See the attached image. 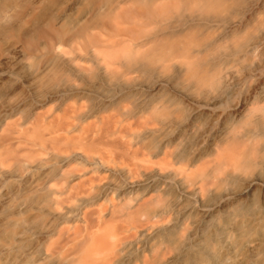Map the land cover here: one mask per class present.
I'll return each instance as SVG.
<instances>
[{"label":"bare ground","instance_id":"bare-ground-1","mask_svg":"<svg viewBox=\"0 0 264 264\" xmlns=\"http://www.w3.org/2000/svg\"><path fill=\"white\" fill-rule=\"evenodd\" d=\"M236 1L0 0V264H264V75L222 111L239 59L212 57L250 31L246 55L257 50L264 0L262 17L230 20L197 50L190 40L222 27ZM138 88L147 92L128 106L134 122L111 128ZM101 112L100 130L128 139L124 153L84 126ZM213 116L204 149L184 163ZM106 155L128 163L122 183L90 176ZM81 163L92 169L75 177L69 167ZM87 188L95 199L128 198L114 206L127 225H64L93 202ZM142 217L155 224L139 225Z\"/></svg>","mask_w":264,"mask_h":264},{"label":"rangeland","instance_id":"rangeland-1","mask_svg":"<svg viewBox=\"0 0 264 264\" xmlns=\"http://www.w3.org/2000/svg\"><path fill=\"white\" fill-rule=\"evenodd\" d=\"M262 1L263 0H237L236 3L234 5H232L227 12L222 13L221 15H219L222 27H218V28H214V29L206 28V29H203V30H201L199 32H196V33H194L192 35V37L190 39L191 43L193 45L192 48L197 50V49H200V48L205 47L207 45H210L214 41V39L219 34H221L223 32L224 29H227V27H226L227 26V22H229L230 20L237 19V20H240V21L241 20L242 21H244V20L246 21L254 13L255 14L257 13V15L259 17H262L261 14L258 13V12H261V9H260L259 5L261 6ZM247 7L248 8L250 7V9L252 11L249 12L248 10H246ZM228 14H230V15L227 16ZM255 32L256 33L254 34V36L256 37V36H259V34H260V38L261 39H260V43L258 45L257 50L254 51V53L252 55H250V56L246 55V51H245L247 43L251 39V38H249L251 36V31L249 32V34L244 36V38L239 40L237 43L228 44V45H224L223 44L221 47L217 48V52L212 54L213 58H216V57L218 58V57H220L223 54L224 55H233L234 54L233 56L234 57H238V59H239L238 61L235 62L236 63L235 67L238 70V73L240 74V75L238 74L240 76V81H239V83L237 85L232 86L233 87L232 91H231V95L232 96L231 97L229 96V99L227 100L226 104L223 105V107L221 109L222 111H227L229 109L230 105L241 101L242 98L245 97V95H247V93L256 84V82L259 81L261 76L264 75V58H263L264 57V37H262V34H261L262 32H264V26L262 25ZM245 40H247V41H245ZM236 44H238V45H236ZM234 47H236V49ZM240 49H242V50H240ZM233 50H235L236 52L238 51V52L236 53L234 51L235 52L234 53ZM242 64L244 66H242ZM112 71L114 73H121L122 72L121 69H115V68H113ZM171 72H172V69H171L170 73ZM144 78H145V80L142 78L143 80L141 79V82L143 81V82L147 83L148 85L152 84L155 81L154 77H151V76L150 77L146 76ZM146 92H147V90L144 89V88H138V89L132 90L129 93L130 94V98H129L130 100H127L126 102H123L122 105H121L122 110H123V116L122 117H118V119L121 122L120 123H116L115 122V124H111L110 127L113 128V129H122V128L123 129H128V127H127L128 123L130 121L131 122H134V121L128 119L127 113H128V111L130 109H132L133 104L135 105L136 99L139 98L141 95H144ZM166 92H171V90L166 88ZM229 100L231 101L232 104L230 103ZM128 101H129V103H128ZM130 104L132 106L131 108L128 107V106H130ZM106 115H108V113L101 112V113L97 114L96 117H92L91 119H89L87 121V123H84V126H87L89 123L93 124V127H94L93 129H94L95 132L91 136L94 135V138L97 141L101 140V141L108 142V143H111V144L114 143L115 144L114 147H116L115 150L117 152L124 153L126 151V146L125 145H126V142L128 141V139L125 137V135L116 134V133L115 134H113V133L107 134V133L104 132L105 130L104 131L100 130L101 129L100 125H99L100 119H102V117H105ZM124 116L126 117V120H125ZM214 118H215L214 116L213 117H209L207 119L205 125H204L205 128L202 127L201 130H199L195 134V136L197 134L200 135V136L197 135L196 137L194 136V137L190 138V145H189V149L186 151L187 152L186 159H185L186 161L184 160V163L188 164L190 162V160L196 154H198L200 151H202L204 149L206 136H207V134L209 132L208 129L213 128L214 124H215V120H213ZM66 121L67 122H71V119H67ZM96 124H98L99 126H97ZM117 124H118L119 127L117 126ZM262 128L264 130V125L262 126ZM111 131H114V130H111ZM23 134H26V135H29V136L33 135L32 127L28 131H22L21 132V136H24ZM74 135H76V133ZM54 136L58 137L59 135H54ZM21 146L23 147L24 145H21ZM99 148L100 147H97V149H95V151L107 152L106 150H102V149H99ZM106 157L107 158H106V161H105L104 168H102L100 166H97L98 170L94 169V171L97 170L99 176L96 175L97 172H94L95 174L91 173L90 176L94 175L93 177L98 179L99 182L96 183L97 185L99 183H100V185H103L105 183L104 182L105 180H106V182H107V180H109L108 177H110V179H114L115 181L118 179L117 177H119V180H117V182L122 183V181L124 180V177L122 176V174H120V171H121V169H124V170L128 169V166H127L128 163L123 161V160H117V159H114L112 157L110 158L109 155H106ZM113 160H114V162H113ZM204 161H205V159H204ZM108 162H110V163H108ZM151 162H153V161L151 160ZM107 163H108V165H107ZM11 164H12V162H11ZM198 164H201V162L198 163ZM198 166L199 165H197L196 167H198ZM112 167H114L115 170H113ZM69 168H70L69 169L70 171L72 169L71 173L76 174L75 177L78 176L79 174H81V172H85L87 170L92 169V167L91 168L85 167L84 163L83 164L81 163L80 165H72ZM86 168H89V169H86ZM195 168H193V170ZM118 175L121 176V179H120V176H118ZM77 180H78V182L82 181V178L75 179V181H73V184L74 183L77 184L78 183ZM239 185H240V181L239 180H234V182L231 183V186H233L234 188L238 187ZM12 186H13V188L17 187V185L15 183H13ZM90 191H92V194L89 193ZM94 191L96 193H94ZM94 191L90 190L88 188L86 189V192L89 195L87 193H85V195L86 196L88 195L87 197L90 196V198H88V199L92 200L93 202L91 203V205H81L79 208H75L73 210V213H72L73 215L71 214L69 216V218L66 219L64 225H75V224L76 225H85L84 218H86V217L90 220L91 225H127L126 223L123 222L124 219L119 217L120 216V212H116L114 206L115 207H117V206L120 207L121 204L123 205L126 202H130L131 203V201L130 200L128 201V198H127V199H125L126 201H124V202H123L122 199H120V201H121L120 202L119 200H117L115 198V196L113 194H110L108 196L107 200L106 199L105 200L104 199H95L96 195L98 194V189H96ZM139 196H141V195H139ZM147 198H149V195H147L145 197H142V199L140 197V201L136 202L135 205L136 206L137 205H139V206L144 205L143 203L146 202V200H148ZM74 201L76 202V200L72 199L70 205L68 203H66L67 206L70 207V208H73L74 205L77 204V203L74 204ZM119 202H120V204H118ZM161 204L164 206L165 203L162 201V202H160L157 205V207H156V205L153 206V203H149L148 205H149V207H156V209H158L159 207L160 208L162 207ZM192 206L194 208H198L197 204H195V203H192ZM63 207H65V204L62 206V208ZM84 207L86 208V210H84L85 209ZM62 208H59V209H62ZM89 208H91V209H89ZM96 208H98V209H96ZM138 208L139 207L137 206V207H135V209H132L130 212H135L136 209H138ZM152 209H154V208H152ZM103 211H104V213H103ZM74 214H77V215H74ZM169 216L171 217V215H168V216L165 215L162 219H160V222L161 223H165L166 220H168V218H170ZM82 218H83V220H82ZM142 219L143 220L140 223H138L139 225H152V224H155V221H149L148 222V221H145L143 217H142ZM49 222H50L49 225L58 224L57 219L52 220V222H54V224L51 221H49Z\"/></svg>","mask_w":264,"mask_h":264}]
</instances>
